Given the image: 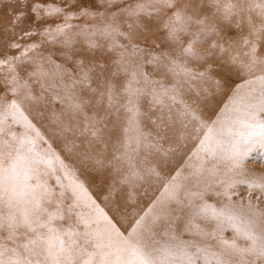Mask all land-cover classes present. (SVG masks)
Listing matches in <instances>:
<instances>
[{
	"label": "snow or ice",
	"instance_id": "1",
	"mask_svg": "<svg viewBox=\"0 0 264 264\" xmlns=\"http://www.w3.org/2000/svg\"><path fill=\"white\" fill-rule=\"evenodd\" d=\"M18 3L23 4L24 0H18ZM211 3L217 13H222L219 19L225 22V26L240 28L241 22L236 21L233 25V20L245 11V6L248 12H255L261 18L260 25L256 26L252 17H247L256 40H243L250 47L243 54L247 62L244 59L239 61L241 69L252 73L258 64H264L258 43L259 34L264 33V0H243L239 7L228 0H211ZM102 6L106 9L120 7L114 0H102ZM187 7V4L177 6V0H147L146 3L127 7L126 13L138 16L151 10L159 18L162 11L171 12L164 27L169 39L181 44L184 41L180 40V34H187V46L181 53L185 61L182 62L181 57H165L161 54L146 62L160 63L173 76L207 80L210 78L208 73L216 72L217 69L208 65L202 71H193L186 66V58L203 60L204 56L197 53L194 46L207 42L220 29L186 14ZM62 11V6H56L54 0L51 4L48 0H30L26 10L25 7L14 9L12 18L5 25L8 28L7 35L0 32V67L9 69V75L4 80V96L0 97V208L8 209L7 215L0 211V264H195L189 244L179 241L175 233L168 230L180 219L179 215L173 216V212L183 211L184 208L189 212L185 231L191 232L190 224L192 229H196L193 233L196 237L209 235L195 223L197 218L215 222L212 235L219 233L222 236L225 225L235 232L236 238L232 240L220 239L217 251L209 252L207 248L197 246L196 252L212 256L216 264H264V176H256L245 167L246 157L257 144L256 137L260 138L259 146L264 148V75L248 81L249 90L234 100L230 115L223 119L217 117L215 123L219 127L215 130L214 138L205 135L200 139L193 126L190 136H196L204 155L198 165H190L192 171L189 175L182 177L183 180H194L192 187L177 182V177L182 175L178 170L169 184L164 186L166 191L154 198L147 210L134 215L131 220L119 206L115 208L114 218L101 210L94 199L90 205L81 204L82 207H89L88 212H76L75 219L68 215L79 202L76 190L86 192L85 185L77 178L75 184L71 185L72 192L68 193L64 181L69 168L63 157L54 151H38L35 141L27 139V134L18 136L17 132L12 131V125L21 122L35 131L33 119L44 115L43 111L35 113V116L26 114L23 104L43 100L42 95L33 93L31 85L39 84L43 89L44 81L50 77L44 66L50 57L43 55L49 41L60 44L65 61L81 66V75L84 80L87 79L89 69L83 68L85 61L80 58L84 53L74 49L73 35L68 31L72 28L67 23L70 17L65 16L60 21L50 19ZM79 11L83 15L89 14L84 9ZM91 14L95 15V12ZM26 21L31 22L33 27H22ZM53 23L55 27L50 26ZM193 25L197 26L196 30L189 32ZM100 33L108 36L113 46L119 44L121 48L125 45L120 43V38L131 39L130 33L120 30L116 14H112L111 22ZM80 35L86 38L89 47L96 46L93 40L88 39L90 33L81 32ZM38 37L43 39L38 41ZM132 47L133 55L140 51L138 45L133 44ZM212 48L224 50L222 45L216 43L212 44ZM121 56H124L123 52ZM237 60L236 56L231 57L233 64ZM143 62V59L140 63L124 61L132 66L130 72L128 67L123 68L130 77L123 89L127 94V103L124 105L129 113L127 126L114 128L112 133H108L106 126L93 117L79 133L81 136L87 133L93 138L82 141L87 143L86 148H77L75 141L63 145L70 154H77L83 165L87 166L92 161L100 164L93 144L103 143L107 148L113 136L117 132L122 133V142L118 139L117 143L112 144L113 159L128 164L129 175L122 182L129 184H134L145 175H159L150 157L161 151L160 142L166 139L177 118L191 115L193 120H200L202 127L208 128L209 134L213 132V128L208 127L183 101H180L183 108L177 109L176 114L169 108L167 112L159 111L155 117L147 116L154 128L152 132H144L140 124L145 114L139 108V97L146 94L144 85H152L147 94L152 95L154 103L161 109L165 106V98L176 104L177 94L174 87H165L162 82L152 81L142 69ZM140 78L144 85H141ZM65 87L66 99H62L59 94L55 98L66 105L70 114L81 112L89 101ZM8 93H20V97L5 99ZM108 100L112 102L111 87L108 89ZM184 127L187 129V124ZM73 132L71 126L59 129L61 135ZM39 139L43 140L44 137L40 136ZM121 148L124 151L117 157L115 154ZM260 162H264V158ZM200 185L203 186L202 190H193V187ZM240 186H244L247 192L237 191ZM206 194L224 197L227 203L217 208L208 203ZM70 196L73 199L65 206ZM234 197L239 199L233 201ZM172 203L177 206L175 209L168 208ZM117 220L127 224L125 231H121ZM161 230L162 235L168 237L163 243L154 239ZM18 239L22 242L17 243ZM150 240L151 243H148ZM192 244H197V241L194 239Z\"/></svg>",
	"mask_w": 264,
	"mask_h": 264
},
{
	"label": "rangeland",
	"instance_id": "2",
	"mask_svg": "<svg viewBox=\"0 0 264 264\" xmlns=\"http://www.w3.org/2000/svg\"><path fill=\"white\" fill-rule=\"evenodd\" d=\"M30 0H24V3H18V0H0V32L7 35L8 28L6 23L12 18L14 9L25 7ZM146 3L147 0H114V3L120 7H112L106 9L102 6V0H54L56 6H62L63 11L50 18L55 21H60L65 16L70 18L67 23L72 25L68 30L73 35L74 49L77 52H82L84 55L80 58L84 59L83 68L89 69L87 79L81 75V66L74 64L72 61H65L61 55V45L48 42L47 50L43 51V55L50 57V61L45 62V70L50 73V77L44 81L45 87L42 89L39 84H32L31 90L37 96H43V100L30 101L23 104L26 114L35 116V113L43 111L44 115L33 119L35 131L29 128L23 122L12 125V131L17 132L18 136L27 134V139L34 140L38 151H54L60 154L66 165H68L69 173H66L64 181L67 192H72V184H75L78 178L85 185L86 192L76 190L79 197V202L74 211L68 213L75 219L76 212H88L89 207H82L81 204H91L94 199L99 208L108 212L109 215L115 218V208L119 206L122 210L128 213V219L131 220L134 215L142 214L148 209L152 200L165 192V185L169 184L173 175L179 170L181 176L177 177V182L185 184L188 187L194 185V180H183V176H188L192 171L190 165L195 166L203 157V152L199 141L195 135L190 136L193 126L196 133L203 139L208 135L210 139L214 138L215 130L219 127L217 117L223 119L231 114L234 107V100L239 95H243L249 90L248 81H254L256 76L264 75V64H258L249 73L240 68L239 61L244 59V53L248 51L250 45H245L243 40H256V34H252L250 26L247 23V17L251 16L253 23L259 26L261 18L255 12H248L245 6V11L240 15L235 16L233 25L236 21L241 22V27L225 26V22L219 19L222 13H217L215 6L211 0H177V6L185 4L188 7L185 9L186 14L193 15L196 19L205 20L208 25H215L220 31L208 38L207 42L200 43L194 46V50L203 55V60L194 58H186V66L193 71H202L208 65H213L217 71L208 73L207 80H189L183 76H173L168 73L160 63H147V60L153 59L154 56L163 54L165 57H181L182 49L187 46V34H180V40L183 44L172 41L168 37V31L164 27L171 12L164 10L159 14L149 10V12L139 13L138 16H129L126 13V8L135 5L136 3ZM238 7L243 3V0H228ZM48 3H53V0H48ZM80 9L87 10L88 15H83ZM95 12V15L91 14ZM43 15V10L41 12ZM112 14H116L120 24V30L130 33L131 39L120 38V43L125 47L121 48L119 44L113 46L112 40L100 33V30L111 22ZM132 27L129 28L128 25ZM55 27V24H51ZM22 27H33L31 22L26 21ZM196 25H193L189 32L196 30ZM81 32H88L91 35L88 39L95 42V47H89ZM259 51L260 56L264 58V33H260ZM43 39L38 37L37 40ZM222 45L223 51L220 48H212V44ZM138 45L140 51L133 55L132 45ZM124 56H121V53ZM212 53V55H206ZM238 58L237 63L231 62V57ZM144 60L142 69L148 74L152 81L162 82L165 87H174L177 94L176 104L165 98L164 108L154 103L151 94H147L152 85H144L141 79V85L145 87V95L139 97V108L145 115L141 117L140 127L144 132H152L154 125L147 120V116H153L159 111L167 112L169 108L176 114L177 109H182L183 105L180 101L189 105L192 111L204 121L208 127L213 128L211 134L208 133V128L202 127L200 120H193L191 115L187 117H179L175 121V126L167 133L166 139L160 142L161 151L157 152L152 160L153 166L156 168L159 175H145L141 179L135 181L134 184L124 183L129 175V166L125 161L113 159L112 144L117 143L119 139L122 142L123 134L117 132L113 136L108 147L105 148L103 143L93 144L97 158L101 161L96 164L95 161L90 162L87 166L83 165L79 156L75 153L70 154L64 150L63 145L66 142L75 141L77 148H86V142L93 139L87 133L81 136L82 130L90 120L95 117L99 123L106 126V131L112 133L114 128L126 127V118L129 113L126 112L124 105L127 103V94L124 92V87L127 80L130 78L129 73H126L123 68L128 67L129 72L132 70L130 64H125L124 61H134L140 63ZM182 62L185 58H182ZM59 65V68H57ZM9 75L7 67H0V97L4 96L3 89L5 87L4 80ZM20 75L23 77V73ZM84 80L83 83L80 81ZM75 83L73 84V82ZM69 91H74L77 96L82 97L89 103L79 113L70 114L66 105L61 104L55 98L56 94L62 99H66V87ZM112 90V102L108 100V89ZM20 93H8L5 99H19ZM102 118V119H101ZM187 124V129L184 125ZM71 126L74 129L73 133L59 134V129ZM39 134V136L37 135ZM44 137L43 140L39 137ZM255 144L252 150L246 157L245 167L250 173L256 176H264V162H260L264 158V148L259 146V137L255 138ZM135 147V145H133ZM123 148L116 152L119 157ZM143 154V153H141ZM207 177V174H205ZM202 185L193 187V190H202ZM237 191L241 193L247 192L244 186H240ZM131 197V198H130ZM72 197L65 202V206L71 203ZM209 204L215 205L217 208L223 207L227 203L224 197H216L212 195L205 196ZM239 198L234 197L233 201ZM177 206L172 203L168 205L169 209H175ZM5 215L8 213L7 207L0 208ZM179 215L180 219L176 220L173 227L168 229L174 232L179 238V241H184L189 244V251L194 253L193 259L195 264H216V260L210 255H204L196 252V247L207 248L209 252H214L219 249V241L221 238L232 240L235 237V232L227 225L224 226V231L221 234L212 235L215 229V222H208L197 218L196 224H199L200 230L207 231L208 236L196 237L193 233L185 231V225L189 221V212L187 208L183 211L173 212V216ZM72 223V221H68ZM121 231L127 228L126 223L117 220ZM159 229V226H157ZM167 228V225L164 226ZM161 243L168 240V237L162 235V230L158 231V235L154 238ZM197 244H192L193 240ZM22 242L20 239L17 243ZM178 242V241H177ZM243 244L244 241L238 240ZM151 243V240L148 241Z\"/></svg>",
	"mask_w": 264,
	"mask_h": 264
}]
</instances>
